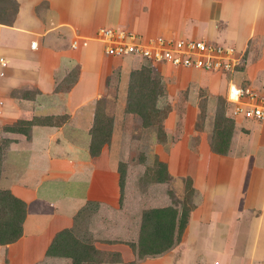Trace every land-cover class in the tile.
I'll return each mask as SVG.
<instances>
[{"label": "crops", "instance_id": "crops-1", "mask_svg": "<svg viewBox=\"0 0 264 264\" xmlns=\"http://www.w3.org/2000/svg\"><path fill=\"white\" fill-rule=\"evenodd\" d=\"M15 1L17 5L13 18L8 24L0 23V63H2L0 64V100L2 101L0 120L4 121L2 124L4 125L16 120L31 119L33 116H49L50 119H47L46 124L31 125L25 135L4 131L2 126L0 128V139H11L4 149L0 163V189L7 190L25 206L21 235L14 242L0 244V264H70L69 258L46 254L53 236L62 229H67L80 242L90 244L95 249L97 245L110 242L117 244L115 241H107L117 239V235H122V239L126 238L127 241L136 242L141 213L138 207L141 200L139 202V197H136L138 209H134V205L132 206L129 201L134 197L129 193L134 190L137 196H140L138 190L141 186H145L147 187L146 202L150 204L148 203L143 209L172 207L178 211L182 195L180 200H175L168 190L170 178L178 176L187 178L188 185L186 187L183 183L181 185L182 194L185 189L191 187L194 205L188 214L180 241L173 242L169 249L161 253L147 255L141 259H137L131 249L122 248L123 251H116L117 249L113 250L112 247L109 249L111 251L109 263L99 264H124L134 259L137 264H172V256L178 254L184 256L182 245L179 244L182 241L184 244L188 220H195L197 209L203 214L198 216L200 222L208 224L213 220L217 227L218 225L223 227L234 221L239 227L240 223L237 220L242 217V213L236 216L227 208L229 196L234 194L235 197L237 175L230 181L228 178L221 179L218 183H225L217 189V181H211L206 171L208 166L210 170L218 166L210 163L213 158H225L231 154L233 132L238 133L236 123L243 118L231 114L233 104L226 98L228 85L224 87L223 93L220 87L207 89L216 99L222 96L221 98L228 105L223 115L232 120V132L225 155L212 152L207 143L212 129L214 110L209 126L205 115L203 128L192 126L190 130H185L183 118L179 128H175L172 133L170 131L167 133L166 128L165 131L163 129L165 136L163 145L155 143L154 132H151L152 141L148 138L142 140V135H145L150 127L141 126V130L137 132L141 137L135 142L136 151L139 153L142 147L151 143L149 148L154 149L155 153V149L167 152V154L163 153V158H158L166 163L169 180L163 183H151L146 178L143 165L138 162H127L122 197L118 195V198H121V205L114 208L107 202L108 176L117 175L115 158L118 154L125 153L122 138L127 132L123 128L118 130L115 127L116 120L113 116L109 143L101 147L97 156H90L87 151L88 130L92 124L94 102L107 90L102 82L103 76L110 74L114 61L116 64L119 62L122 64L121 58L126 56L105 55L104 57L97 48L90 47L87 41L100 43L99 40L94 39L95 32L100 27L134 32L142 42L160 37L153 29L154 17L161 16L162 10L176 7L185 11L183 15L202 23L199 31L202 36L208 38L212 35L223 42L232 41L237 47L240 46L236 49V46L223 45L233 48L234 56L239 58L240 65L235 71H248L252 66L264 71V0ZM171 13L172 11H168L167 15L165 13L168 21L171 19ZM105 23L109 25L104 26ZM179 24L178 21L173 28L180 30ZM195 25L191 26L192 34ZM163 26L167 31L173 29L169 25ZM73 41H76L75 47H72ZM31 42H34V46ZM208 42L217 44L215 41ZM257 42L260 48L259 55L255 50L258 48ZM252 58L254 62H250ZM147 63L161 74L164 94L168 90V84L165 83L169 79L168 71H161L153 63L148 61ZM121 64L119 67L122 66ZM91 65L94 67L93 71L88 69ZM131 69L133 68L127 69L126 78ZM71 72L75 73L74 80L62 81L63 77ZM84 72L95 74L92 93L77 97V92L82 90L86 82ZM117 74L119 80L120 69ZM233 78L234 76L229 78L228 83L234 84ZM58 84L60 88L55 89ZM234 85L240 86L239 83ZM121 105L123 112L124 99ZM104 106L106 109L105 103ZM127 116L138 118L131 114ZM253 120L260 124L258 141L264 145V121ZM237 135L235 134L236 140L240 141ZM114 136L117 137L112 144ZM181 152L188 154V158L185 159L187 161L185 166L181 163L179 169ZM141 153L147 154L145 151ZM140 165L142 168L139 167ZM225 168L227 167L223 166L221 170ZM257 170L264 173L262 168ZM251 179L244 189L241 207L249 210L248 218L256 212L254 232L250 235L247 228L245 231L247 238L246 241H242L240 253L238 250L232 252L230 247L238 241L236 227L235 234H232V246L228 244L229 251H226V248L217 250V257L211 260L202 253L200 257H196V264H211L210 261L212 264H221L220 254L225 257L223 264H264L262 262L264 256L256 258V250L264 252V245L258 244L264 226V190L255 204L256 198H253ZM220 192L223 193L221 198L224 199L221 200V206L217 210L214 200L216 194L220 196ZM234 197L231 196V199L233 200ZM215 210L218 212L217 217L212 213ZM217 227L214 228L218 230ZM109 231L117 232L114 233L116 236L109 238L107 236ZM218 231L221 242L226 241L222 235L227 234L228 229ZM117 245L108 246L117 247Z\"/></svg>", "mask_w": 264, "mask_h": 264}, {"label": "rangeland", "instance_id": "rangeland-1", "mask_svg": "<svg viewBox=\"0 0 264 264\" xmlns=\"http://www.w3.org/2000/svg\"><path fill=\"white\" fill-rule=\"evenodd\" d=\"M166 6H169V5L166 4ZM168 11H172L170 21H168L166 17ZM184 12L185 11L183 9L176 8V7H169L165 11L162 10L161 11L162 15L159 16L158 18L154 17V20H153L154 22L153 29L156 31V34H159L160 37L163 39H166V38L173 39L174 37L182 38V39L183 38H193V39L205 40L207 42L215 41L217 42V44H220V45H229L233 47L236 46L234 42L232 41L223 42V40L216 39V37L212 35L208 36V38H206L205 36H202V34L199 33L202 23L198 22V20H195L193 18L190 19L187 15H183ZM2 16L4 15L1 13V10H0V17ZM178 21L180 23L179 26H181L180 30H176L173 28V27H176V25L178 24ZM107 25H109V23H105L104 26H107ZM163 25H169L174 30L172 29V30L167 31L165 28H163L164 27ZM192 25H195L193 29V34L191 33ZM94 39L98 40L97 37H94ZM87 42L90 47L92 48L95 47V49L97 48V50H99L100 53L104 55L102 51L103 44L101 42L100 43L95 42V41H87ZM256 44L258 46V42ZM256 44H253V45H256ZM235 48L239 49L240 46L238 45V47L236 46ZM258 49H260L259 46L257 49H255L259 55L260 51H258ZM121 59H123L122 64L119 62L117 63L118 64L117 65L114 61L113 64L111 65L113 66V69L111 70L110 74L103 76L104 78L102 82H104L105 84L104 86L107 90H106V93H103L101 95V97L103 96L104 103L106 104V109L104 106V112L107 115L111 116L112 118L113 116L115 117V120H116L115 127L118 130L123 128L127 132L122 138L123 139L122 144L125 146V153L121 155L118 154L115 160L117 164L119 162L134 163L137 157L139 156V153L145 151L147 153L144 156L147 159L145 163L150 164L154 154H157L156 156L163 158V153L167 154V152H160L159 149L157 150L155 149L156 151L155 153L154 149L149 148L151 144L150 143L149 145L147 144L148 147L147 146L142 147V148L140 147L141 151L138 153L135 148V145H136L135 142L137 138L141 137L140 133L137 134V132L138 130L139 131L141 130L142 128L141 126L143 125L140 122L141 120H139L138 118L135 119L132 116H127V114L123 113L121 110V107H122L121 103L125 97V89H126V83H127L126 82L127 81V78H126L127 69L134 68V67L138 68L140 66L149 65V64L144 58L134 56V55H129ZM252 59H251L252 61L250 62L255 61L254 58ZM120 64L122 65L121 67H119ZM154 66H157L158 68H160L161 71H168L169 73L168 81L167 82L164 81L166 84H168L167 86L168 90L165 91V93L162 94L161 96H158L156 100V107L159 109V111H161V113H159L158 116L162 118L161 119L162 129H164L165 131V128H166L167 133L168 131L172 133V131H175V128H179L178 126H180V121L183 122V118L185 122L184 123L185 130H190L192 126L195 128L201 126L203 128L204 118L202 119L200 118V115H199L200 111L203 113V117L206 115V121L209 126V124L211 123L212 110H214L216 104L214 102L215 96H212L213 93L212 95L209 94L210 91H207V89L214 88V87L218 89V87H220L222 88L221 91L223 93L224 87H226V85L229 84L228 79L232 78L233 76L234 78L232 82L234 84L239 83L240 86H245L244 88L246 89L252 88L248 90H251L257 96L264 98V71L258 70V68L257 69L253 68V66L250 67L248 71L240 70V71L231 72L228 74L229 77L228 75L225 76L224 74L215 73L214 71H204L200 69L183 68L179 70V69L170 67L169 64L167 63H156L154 64ZM93 68L94 67H92V65L88 67V69H90L91 71H93L92 70ZM118 69H120L119 80H118V74H117ZM154 72L158 73L160 77H162L161 74L157 70L154 69ZM92 73L88 74L84 72L86 82L82 90L77 92L78 93L76 95L77 97L81 96V94L82 96H88L90 93H92V88H93V84L95 81V74L94 72ZM218 91L219 93H221L220 90ZM215 101H216V98H215ZM1 104H2V101L0 100V106ZM226 108H228V105L225 102L224 109ZM126 116L128 117L127 121H126ZM124 119L125 121H123ZM3 122L4 121L0 120V128ZM236 126L238 127L237 129L238 133L233 132L231 148H230L231 154L227 155L225 158L224 157L219 158V159L213 158L212 162L210 163L218 165L215 169L210 170L209 166L206 168L207 170L205 168L204 169L208 171L209 173L208 178L211 181H214V180L217 181L216 182L217 189L221 188L223 184L225 183V182L218 183L221 179L225 180L228 178L230 181V179H232L234 176L237 175V181H236L235 190H234L235 197H234V194H231V196L234 197V199L232 200L231 196H229L230 200L227 204V208L229 209V211H232L231 212L232 214L235 213L236 216H239L240 212L242 213V217L241 218L239 217L237 220L240 223L239 227L241 228V230L239 227H237V223L234 221H230L229 225H227L228 227L227 226L221 227V225H218L217 227V225H215V222L213 220H211V222H209L208 224L200 222L198 221L199 220L198 216H201L203 214L201 210L199 211V209H197L195 212L196 213L195 220L194 219L188 220V227H187V231L185 234L184 244H183V241L179 244V245H182V249H183L182 254H184V256L179 255V254L176 255L175 257L172 256V264H196V257H200L202 253L203 255L206 254V256H208L211 260L213 257L215 258L217 257V252H216L217 250H224L226 248V251H229V245H231L232 237H233L232 234H235L236 227L238 230V232H236L238 241L235 245L233 246L231 245L232 247H230V250L232 252L234 251L236 252L238 250V253H240V249L242 248V241L243 242L246 241V238H247V236L245 237V235L247 234V232H245L246 229L248 228V233H250V235H252V233L254 232L256 212L252 213V215L250 214L251 218H248L249 210H247L243 206L241 207V204L243 201L244 189L246 188L248 180L250 181L251 178H252L251 179L252 194H253V198H256L255 204L257 203L258 198H260L261 194L263 193L264 173L257 169L262 168V170H264V145L260 144L258 141V135L260 131L259 130L260 124L258 122L254 121L253 119H249V118H241V120L238 123H236ZM146 131L147 132H145V135H142V140L148 138L150 141H152L151 132H155V127L150 126V128L147 129ZM235 134L236 135L239 134L237 135V138H239L240 141L236 140ZM116 137L117 136H114L112 144H114ZM119 139H118V142H119ZM155 143H157V141ZM186 158H188V154L185 155V153L181 152L179 163H178L179 169H180L181 163H183V166H185V164L187 163V161L185 160ZM188 162H190V159H188ZM223 166L227 168H225L224 170L223 169L221 170ZM139 167L142 168L141 165ZM116 180H117V175L108 176V181L106 185L108 189L107 194H106L107 202L113 205L114 208L120 207L121 205V200H120L121 198L120 199L118 198L119 191L116 185ZM182 183L186 187V185H188L187 178L185 177L181 178L180 176H178L177 178L172 177L170 178L168 182V184L170 185V187L168 186L170 188V189L168 188V190L170 191V193L172 194L175 200H180V197L183 191L181 189ZM133 191L134 190H132V193H129L130 196L132 195L134 197V198L129 199L130 204L132 206L134 205L133 207L134 209H136L137 208L136 201L138 200V199L136 200V197H139V202L141 200V204H140V207L138 208H140V212H141L143 210V207L148 206V203H149V202H146L147 187L141 186V188H139L138 193L140 196H137L136 192L135 191L133 192ZM222 196H223L222 192H220V196L216 194V198L214 200V206L216 207L217 210L221 206L220 204L221 200L224 199V197L221 198ZM217 210L212 212L216 217L218 215ZM247 222L249 223V225H247ZM213 226L219 229H224V228L225 230L228 229L227 234L223 233L222 235L225 237L226 241L221 242V236L218 231L219 229L216 230ZM108 233L109 234L107 236L109 238H112V236L113 237L116 236L114 233L117 234V232L111 233L110 231ZM117 236H118L116 237L117 239H109L107 241H115L118 245L111 243V242L106 243L104 245H97V248L95 249V254H94V258L96 259L94 263L96 262L97 264L98 263H109V261L111 260L109 258L110 252H111L109 249L112 247H113L112 248L113 250L117 249L116 251H123V250L131 249L129 248L130 243L136 244L135 241L131 242V241H127L126 238L122 239V235H117ZM258 244L264 245V226L262 227V236L261 235L259 236ZM108 245H117V247L108 246ZM120 245H125V246H120ZM175 253H177V250L175 251ZM256 253H257L256 258H260L264 256V252L262 251L256 250ZM219 261L221 264H223V262L225 263L224 255L220 254ZM262 262H264V259L262 260ZM210 263L212 264V261H210Z\"/></svg>", "mask_w": 264, "mask_h": 264}, {"label": "trees", "instance_id": "trees-1", "mask_svg": "<svg viewBox=\"0 0 264 264\" xmlns=\"http://www.w3.org/2000/svg\"><path fill=\"white\" fill-rule=\"evenodd\" d=\"M15 0H0V10L5 16L0 17L1 24H8L16 11ZM4 17V18H3ZM237 67L236 69H238ZM74 72L63 77L62 81H73ZM227 73L225 76H227ZM229 77V75H228ZM60 88L58 84L55 89ZM163 94L160 75L154 72L150 65L133 68L128 72L123 112L138 117L144 127H155V139L163 145L165 136L156 107L158 96ZM225 101L220 96L216 99L211 133L207 138L209 149L217 154L227 153L232 132V120L224 117ZM202 109V108H201ZM164 115V113H163ZM200 118L203 113L199 112ZM50 117L33 116L31 119L16 120L2 125V129L11 133L27 134L31 125L46 124ZM113 118L104 112V100L99 97L94 102L92 124L88 130L89 143L87 151L90 156H97L103 145L108 144L111 136ZM11 139H0V163L3 152ZM146 154L139 153L134 163L144 166L146 178L151 183H163L169 180L166 163L154 154L151 163H145ZM127 162L117 164V186L122 197L124 175ZM193 189H185L181 197V206L143 209L140 213L139 229L136 244L130 243V248L137 259L147 255L161 253L170 248L172 243H178L186 225L189 212L194 208L192 203ZM25 214L24 203L12 196L7 190L0 189V244L14 242L21 235V223ZM47 255L62 256L70 259V264H97L95 248L76 239L67 229L55 233L48 248ZM99 264V263H98ZM124 264H137L130 261Z\"/></svg>", "mask_w": 264, "mask_h": 264}, {"label": "built area", "instance_id": "built-area-1", "mask_svg": "<svg viewBox=\"0 0 264 264\" xmlns=\"http://www.w3.org/2000/svg\"><path fill=\"white\" fill-rule=\"evenodd\" d=\"M95 37L103 44V54L110 57L134 55L149 63H167L177 69H200L226 75L240 65L233 48L201 39H154L142 42L131 31L100 27ZM34 46V42H31ZM76 41L72 42L75 47ZM2 64V63H0ZM226 98L233 116L264 121V98L251 90L229 83Z\"/></svg>", "mask_w": 264, "mask_h": 264}]
</instances>
